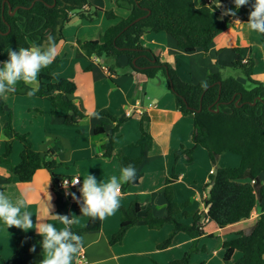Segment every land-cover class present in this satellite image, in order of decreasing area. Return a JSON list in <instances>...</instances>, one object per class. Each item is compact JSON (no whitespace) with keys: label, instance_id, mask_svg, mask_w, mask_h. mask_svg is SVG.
<instances>
[{"label":"crops","instance_id":"1","mask_svg":"<svg viewBox=\"0 0 264 264\" xmlns=\"http://www.w3.org/2000/svg\"><path fill=\"white\" fill-rule=\"evenodd\" d=\"M89 1L93 8H98L102 12H98V16L92 21L80 18L78 15L72 16L70 23L63 31L65 41L57 45L56 57H59L62 62L54 72L56 77L68 78L76 83L77 90L70 97L86 113V118L76 125H65L64 119L67 114L58 111L56 115H53L52 105L48 99L10 93L5 99V105L0 107L4 112V122L0 125V156L6 148L8 138L3 129L9 122L10 112L15 132L28 135L37 152L46 154L48 160H54L57 163L59 168L55 170V174L59 179L65 176L80 178L81 185L78 186V191L82 186L83 178L88 173L95 176L98 182L105 183L112 176L119 177L121 167L118 155L136 158L143 153L142 163L136 169V173L142 175L140 183L129 186L125 194H120L119 205L128 207L133 201H137L142 206V216L150 208L155 217H165L167 202L164 190L166 179L170 177L174 166V154L179 150L193 149L192 161H188L183 154L177 163L179 179L174 184V196L178 204L190 201L187 211H198L203 195L206 199L211 188L208 185L209 175L219 168L216 167V161L223 155L217 156L212 163L208 152L194 145L193 117L180 114L175 106L174 95L163 90L161 82L156 84V91L151 90L150 87L153 85L150 84L151 79L140 73H131L126 56L115 59L106 57V60L96 56L85 57L78 47L79 40L100 39L108 28L118 24L121 19L127 18L130 13L126 8L117 7L116 0ZM210 1L193 0L196 7L206 5ZM110 10L116 15L113 19H108L104 14V11ZM140 43L152 49L163 62L171 64L183 81L193 84L204 82L210 71L220 72L223 78L233 77L227 72L233 69L232 64L236 58L234 49L239 48V59L242 62L254 61L252 78L264 83V34L249 30L244 22L237 24L235 20L232 21L229 29L218 35L210 44L207 54L202 49L192 53L184 52L165 32L146 33L142 36ZM9 50L18 51L19 49L14 47L7 49L0 55V61L8 59ZM218 61L221 62V66L217 65ZM116 64L126 71L122 74L117 73ZM21 86L30 88L23 82H18L16 85V87ZM99 111L107 112L114 117L129 116L130 118L119 127L116 134L115 155L110 159L102 157V145L107 142L106 135H111L116 123L106 117L96 118L95 114ZM143 113L150 118L145 128L146 133L152 138L150 148L147 144L148 138L142 139L140 132V117ZM101 122L105 123L106 135L96 136L94 128ZM18 143L13 144L14 149L9 164L0 161V191H3L13 203L18 199L26 200V206L21 211L32 214L34 228L25 231L16 227H7L3 221H0V264L10 260L19 248L28 247L33 237L37 240L35 251L28 252L23 262L37 264L43 259L44 254L41 249L42 237L35 230V225L41 222V219L55 225L58 230L64 225L59 220L44 215L49 194L53 205L51 212L55 214L56 211L55 192L49 186H45L52 179L51 173L43 174L40 180H35L36 175H39L36 173L29 183L20 182L12 173L11 168L20 162L23 149L22 144L19 141ZM142 143L145 144L143 151ZM199 159L205 163L202 179H199L200 173L196 166ZM262 181L264 182V178ZM204 186H207L205 192ZM73 205H69L66 213L69 218L75 220L71 226L75 230L84 229L89 216L82 215L80 210L76 211ZM207 211L208 207H205L204 212L207 213ZM255 213L257 220L259 217L257 210ZM252 219L253 217L220 229L205 218L203 226L206 235L198 241V245L205 241L217 240L207 237L211 234L217 238L231 229H234L235 233L246 232L245 230L251 228L256 222V220L250 222ZM179 220L186 224L192 222L191 218L185 219L182 216H179ZM120 223L121 213L117 209L112 215L102 220L100 230L83 233L84 242L80 252L85 255L84 264H169L181 259L193 244L189 236L180 233L174 237L170 247L160 250L158 246L169 237L173 226L165 224L161 229L153 230L144 222H140L128 230L121 244L110 245L109 241L118 231ZM222 243L216 242L213 247H201L204 250L191 257V264H212V257L224 254ZM239 257V253L236 252L232 261L225 264H234Z\"/></svg>","mask_w":264,"mask_h":264},{"label":"trees","instance_id":"2","mask_svg":"<svg viewBox=\"0 0 264 264\" xmlns=\"http://www.w3.org/2000/svg\"><path fill=\"white\" fill-rule=\"evenodd\" d=\"M221 3L223 8H214V5L209 3L196 7L193 0H116L117 7L129 10V16L108 28L100 39L77 42L80 51L87 58L105 56L115 59L126 56L131 73L143 74L148 79H154L162 74L167 80L168 89L174 95L176 109L182 116L193 117L194 145L204 148L212 163L217 156L226 153L240 157L238 167L218 168L215 173H210L208 185L211 188L204 202L208 211L203 213L187 211L190 201L182 204L175 201L174 184L179 179L177 163L183 154L188 161H192L193 149L175 152L172 173L166 179L164 190L167 202L166 216L155 217L150 208L142 216V206L137 201H133L128 207L119 205L121 223L118 231L112 235L110 245L121 244L128 230L140 222H144L153 230L170 224L173 230L158 249H167L176 235L184 233L193 240V248L181 259L169 264H191V257L204 250L198 249L197 245L206 235L203 226L205 218L212 221L217 228L224 229L250 219L252 213L257 210L259 217L248 232H236L235 238L222 243L223 259L230 262L237 252L240 257L234 264H264V183L261 182L264 178V83L252 78L254 61L242 62L239 59V48L234 49L236 58L232 68L243 70L250 87H246L234 77L223 78L220 72L210 71L204 81L208 87L203 88L202 83L183 81L171 64L163 62L152 49L140 43L146 33L165 32L184 52L192 53L202 49L207 54L210 44L218 35L229 29L234 19L244 23L248 21L254 0H249L247 5L236 10L235 17L223 14L226 9L235 10L233 0H221ZM15 10V14L12 15ZM98 12L102 10L93 8L89 0H0V55L12 47L21 49L34 45L46 46L49 35L55 37L58 45L65 41L63 31L73 15L92 21L98 16ZM104 14L108 19L116 17L112 10L104 11ZM144 16L145 18L131 25L136 19ZM61 62V59L56 57L51 65L38 73L39 90L31 96L48 99L52 105L53 115L58 111L65 112L67 116L64 124L73 126L86 118V113L70 97L77 90L76 83L71 79L54 75ZM217 65L221 66V62L218 61ZM116 67L120 68L117 64ZM29 91L30 88L21 86L16 87L13 94L29 95ZM4 105L0 97V107ZM97 114L116 123L111 135H106L104 122L94 128V135H106L107 142L102 145V157L110 159L115 155L119 127L130 118L128 116L118 119L107 112ZM149 122V116L143 113L140 117V132L142 139L148 138L147 144L150 148L152 138L145 131ZM4 133L8 139L1 162L9 164L13 141H19L23 149L20 162L11 168L12 173L20 182L29 183L37 171L47 169L52 179L45 186H49L55 192V214L66 215L70 203L63 198L61 190L57 187L59 180L55 174V170L59 168L57 163L48 160L46 154L37 152L28 135L15 132L11 112ZM144 148L145 144L142 143V151ZM142 160L143 153L136 158L118 155L121 168L131 164L137 169ZM141 178L142 175L137 174L135 182L123 184L121 193L125 194L131 185H138ZM252 181L255 183L252 184ZM77 188L74 189V193L80 198ZM73 206L76 211L80 210L78 202ZM179 216L191 218L192 222L183 223ZM101 227L102 220L89 217L84 229L75 230L71 226V231L82 237L83 233L98 231ZM207 237L214 236L211 234ZM36 245L37 240L33 237L28 247L19 248L10 260L4 261L5 264H24V256Z\"/></svg>","mask_w":264,"mask_h":264},{"label":"clouds","instance_id":"3","mask_svg":"<svg viewBox=\"0 0 264 264\" xmlns=\"http://www.w3.org/2000/svg\"><path fill=\"white\" fill-rule=\"evenodd\" d=\"M213 3L214 8H223L221 0H213ZM233 3L235 10L226 9L224 15L235 17L236 10L247 5L249 0H233ZM235 23L242 22L236 19ZM246 24L249 30L264 34V0H254ZM57 55L58 46L52 35L47 37L46 46L34 45L18 51L9 50L8 59L0 61V97L14 93L18 82L30 87L29 95L35 94L39 90L38 73L51 65ZM201 86L207 88V82H202ZM95 115L99 118V114ZM136 177V169L131 164L121 168L119 177L112 176L106 183L98 182L95 176L88 173L83 178L79 189L80 198L77 200L81 214L100 220L112 215L119 207L123 184L135 182ZM69 183L76 186L80 183V178H72L70 182L65 179L62 186L67 189ZM72 195L73 199H77L74 193ZM51 199L49 194L44 215L59 220L64 227L58 230L55 225L44 222L43 219L35 225V230L42 237L41 249L44 255L40 264H74V261L75 264H79L77 257L83 247V237L71 231V225L75 222L73 218L51 212L53 207ZM25 206V199H18L13 203L3 191H0V221H3L7 227H16L25 231L34 228L32 214L21 211ZM31 250L35 251V248Z\"/></svg>","mask_w":264,"mask_h":264},{"label":"rangeland","instance_id":"4","mask_svg":"<svg viewBox=\"0 0 264 264\" xmlns=\"http://www.w3.org/2000/svg\"><path fill=\"white\" fill-rule=\"evenodd\" d=\"M196 1H198V0H196ZM102 59L103 60H106V57H102ZM115 70L117 71V73H119V74H122L123 72H125L126 70H122L121 68H118V67H115ZM129 70V69H128ZM227 73H229V75H231V76H233V77H235L236 79H238V80H240V81H242V83L245 85V86H249L250 85V83L248 82V79H247V77H246V75H245V73L243 72V70H240V69H232V70H230V71H228ZM150 80V79H149ZM153 79H151L150 80V84H153L150 88H151V90H155L156 91V84H158L159 82H161V88H163V90H166L167 91V93H169V94H171V92L168 90V87H167V80H166V78L162 75V74H159L157 77H156V79L154 80V81H152ZM10 94H6L5 96H2L1 97V99H2V101L3 102H5V99H7L8 98V96H9ZM18 95H20V96H22V95H25V94H18ZM17 108H18V106H17ZM100 113H102V112H104V111H99ZM4 112H3V110H1L0 109V125H1V123L2 122H4L3 120H4ZM120 116H117L116 118H118V119H121V118H123L124 116H121V118H119ZM125 123V122H124ZM124 123H122V124H124ZM6 126H7V124H6ZM5 126V127H6ZM4 130V129H3ZM14 140V139H13ZM18 143V141H13V144L14 143ZM19 144V143H18ZM6 149V148H5ZM13 149H14V147H13ZM58 149V148H57ZM13 152V151H12ZM4 153H5V151H4ZM3 153V154H4ZM3 154L0 156V161H1V159H2V157H3ZM237 159V160H236ZM239 164H240V157L238 156V155H236V154H230V153H227V154H223V157H219L218 159H217V161H216V167H219V168H223V167H238L239 166ZM196 166H198V169H199V179H202L203 178V173H204V170L205 169H203L204 167H205V163L203 162V160H201V159H199V160H197V162H196ZM69 170V169H68ZM39 172H41V173H39ZM48 170L47 169H41V170H39L38 172H37V174H39V175H36L37 177H35V178H37V179H35V180H40L41 178H42V176H43V174H48ZM214 172V171H213ZM210 180V179H209ZM244 181H250L249 179H244ZM262 183H264L263 181H261ZM206 187L207 186H204V192L206 191ZM205 196L203 195V197H202V199H201V205H200V207L198 208V211H200V212H203L204 213V211H205V207H206V205H205ZM256 213H255V211L252 213V216L251 217H253V219H252V221H250V222H254L255 220H256V215H255ZM215 225V224H214ZM247 226L249 225V224H246ZM250 229V228H249ZM249 229H246L245 231L246 232H248L249 231ZM233 233H235V230L234 229H231V230H229V231H227V232H224V233H222V235L221 236H219V237H217L216 238V236L215 237H213L212 239H217V240H209V242H206L205 241V243H203V244H200V245H197V248L198 249H202L203 248V246H206V247H213V245L216 243V242H218V243H222L223 241H225V240H229V239H231V238H235L236 237V234L234 235ZM214 236V235H213ZM219 240V241H218ZM202 247V248H201ZM191 248H193V244H192V246H191ZM190 248V249H191ZM217 250V249H216ZM212 264H225V262L226 261H224L223 260V254L221 253V255H219V257L218 256H215L214 258L212 257Z\"/></svg>","mask_w":264,"mask_h":264},{"label":"built area","instance_id":"5","mask_svg":"<svg viewBox=\"0 0 264 264\" xmlns=\"http://www.w3.org/2000/svg\"><path fill=\"white\" fill-rule=\"evenodd\" d=\"M234 20H236V19H234ZM128 115H130V114H128ZM211 173H213V172H211ZM75 177H77V176H73V177H69V178H61V179L58 180V184H57V187L61 190V192L63 194V198L65 200H67L70 204H75L77 202V200L79 199V197H77L76 194L74 193V189H76L79 185H81V181L76 186H72L71 183H69V186H68L67 189H65L62 186V182L65 179L69 180V182H70L72 180V178H75ZM251 183L254 184L255 181H252ZM73 193L75 194V196L77 197V199H73V195H72ZM77 259L79 260V264H84L85 263V255H84V253L80 252L78 254Z\"/></svg>","mask_w":264,"mask_h":264},{"label":"water","instance_id":"6","mask_svg":"<svg viewBox=\"0 0 264 264\" xmlns=\"http://www.w3.org/2000/svg\"><path fill=\"white\" fill-rule=\"evenodd\" d=\"M209 4H210V5H214V3H213V0H211ZM15 12H16V10H15V11H13L11 14H12V15H14V14H15ZM143 18H145V16H144V17H141V18H138V19H136L134 22H132V24H131V25H134V24H136L137 22H139V21H140V20H142ZM201 110H202V108H200V109H199V111H201ZM263 258H264V255H263Z\"/></svg>","mask_w":264,"mask_h":264}]
</instances>
